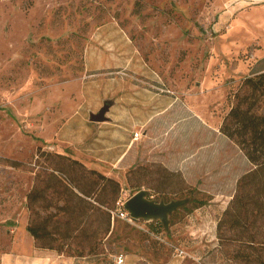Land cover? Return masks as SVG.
Here are the masks:
<instances>
[{"label":"rangeland","instance_id":"1","mask_svg":"<svg viewBox=\"0 0 264 264\" xmlns=\"http://www.w3.org/2000/svg\"><path fill=\"white\" fill-rule=\"evenodd\" d=\"M263 57L264 0H0V264H261L264 249L220 239L217 224L253 167L220 125ZM107 102L108 119L90 120ZM57 153L120 181L97 250L80 237L40 248L26 229L27 194ZM141 188L190 201L156 233L124 208ZM77 222L88 232L96 214Z\"/></svg>","mask_w":264,"mask_h":264},{"label":"trees","instance_id":"2","mask_svg":"<svg viewBox=\"0 0 264 264\" xmlns=\"http://www.w3.org/2000/svg\"><path fill=\"white\" fill-rule=\"evenodd\" d=\"M260 62H264V57ZM234 96L220 131L237 143L253 167L237 180L235 194L220 215L217 231L218 237L225 240L229 237L226 231L232 230L234 239L240 244L259 251L264 249L261 247L264 246V112L258 111L264 96V67L246 76ZM38 151L41 156L49 154L41 148ZM55 156L47 178L36 180L27 194L30 220L26 229L40 248L66 251L80 237L79 243L97 250L99 238L109 232L113 211L118 208L103 196L110 186L115 196H120V181L95 167H86L76 158L61 153ZM6 160L14 166L19 165L11 159ZM70 167L86 169L91 183L83 184L78 178L69 176ZM170 173L179 174L174 170ZM193 201L196 208L207 203L203 198ZM94 213L97 225L93 229L87 232L84 224L78 226L77 219L88 218ZM150 227L156 233L164 229L160 220L150 222ZM239 252L246 258L250 255L240 248ZM254 260L264 264V253L260 251Z\"/></svg>","mask_w":264,"mask_h":264},{"label":"water","instance_id":"3","mask_svg":"<svg viewBox=\"0 0 264 264\" xmlns=\"http://www.w3.org/2000/svg\"><path fill=\"white\" fill-rule=\"evenodd\" d=\"M110 108V103L107 102L97 112L90 113V120L105 121L108 119L106 112ZM150 191L141 188L124 202V208L129 212L130 216L137 219H145L147 221L160 220L165 229H169L170 216L179 208L189 203L190 198L173 199L169 202L164 200L156 201L149 197Z\"/></svg>","mask_w":264,"mask_h":264},{"label":"built area","instance_id":"4","mask_svg":"<svg viewBox=\"0 0 264 264\" xmlns=\"http://www.w3.org/2000/svg\"><path fill=\"white\" fill-rule=\"evenodd\" d=\"M140 137V133H136V138ZM126 257L123 253L117 254L115 257V264H125Z\"/></svg>","mask_w":264,"mask_h":264}]
</instances>
